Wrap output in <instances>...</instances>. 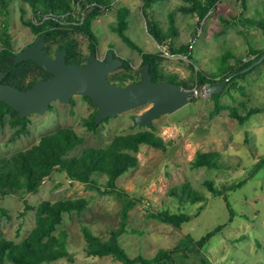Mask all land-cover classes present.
<instances>
[{"label":"rangeland","instance_id":"rangeland-1","mask_svg":"<svg viewBox=\"0 0 264 264\" xmlns=\"http://www.w3.org/2000/svg\"><path fill=\"white\" fill-rule=\"evenodd\" d=\"M184 4L190 5V2L160 0L151 10L165 29L169 27L171 12L176 18L177 35L169 38L166 45H161L148 30L143 0H115L110 10L93 21V30L98 38L95 52L100 58H105L110 50H114L130 62L131 68H141L142 53L131 48L115 29L118 11L123 7L129 10L127 33L146 51L162 54V68L169 77L174 74L181 80L195 81L197 69L218 73L220 56L224 51L235 53L230 60L235 63L239 58L249 60L254 57L251 49L264 48L262 28L245 20L260 18L264 14V0H247L245 6L242 0H220L205 17V22L192 12L183 11ZM21 6L19 0H12L10 13H0V30L5 22L9 24L14 53H19L38 38L37 33L23 20ZM31 16V9L27 6L24 17ZM235 20L238 25H226V22ZM201 26L203 29L199 31ZM72 35L81 52L90 55L89 36L80 31H74ZM52 41L55 51L56 42ZM171 44H190L192 55L172 52L169 48ZM124 70L126 68L120 67L110 76ZM176 80L172 76V81ZM195 88L199 92L192 95L187 104L154 121L156 132L166 140L167 147L141 145L136 153L138 165L118 178L119 186L139 200L131 210L129 229L120 235V242L131 256L142 253L152 257L160 248L175 247L187 241L189 236L200 240L209 231L227 223L201 249L192 250L186 246L185 254H177V262L264 264V111L253 114L241 124L224 108L228 104L239 105L245 100L248 101V109L264 108V62L246 76L238 77L228 84L225 92L223 89V110L220 113H215L212 94L202 91L204 87ZM150 105L110 116L100 122L96 130L88 129L84 123L95 106L82 94L74 95L67 103L54 100L44 113L26 116L29 133L22 132V125L11 124L12 114H9L6 123L0 124V157L25 149L42 136L66 126L74 128L85 137L84 143L73 153H80L89 146L105 147L117 134L148 127L136 125L133 116L145 112ZM241 112L247 113V109ZM198 151L222 152L221 164L217 167H192L191 161ZM93 177L100 179L103 184L107 181L104 174L95 173ZM207 180L213 181L218 188L233 185L224 191L237 212L232 221H229L231 215L224 194L215 195L209 189ZM242 181L243 184L237 185ZM183 182H190L205 199L182 207L170 189ZM69 197H84L88 200L83 211L65 213L63 224L59 227L69 232L70 258L43 264H126L111 255H88L87 239L83 232V226L86 225L95 233L109 237L113 230L122 225L123 197L117 193H101L82 181H72L61 170L55 171L45 180L37 192H30L24 197L10 194L0 199V237L7 236L21 241L35 226V212L24 211L25 199L38 204L46 199L54 201ZM148 207L154 210L169 208L174 212L184 211L191 214V219L178 226L152 217Z\"/></svg>","mask_w":264,"mask_h":264},{"label":"trees","instance_id":"trees-1","mask_svg":"<svg viewBox=\"0 0 264 264\" xmlns=\"http://www.w3.org/2000/svg\"><path fill=\"white\" fill-rule=\"evenodd\" d=\"M22 4V17L26 24L30 25L38 36L45 35L46 39L52 44L46 47L48 51H54L56 47H65L68 49V61L85 62L87 55L81 53L76 45L72 32L80 31L85 33L91 39V52H95L98 46L97 34L93 30V21L99 18L105 11L110 10L115 0H19ZM160 0H143L144 15L147 19L148 30L153 37L161 44L166 45L169 38L177 35L176 18L173 12L169 15V27L163 28L154 15L151 13L154 5ZM190 5L184 4L182 10L192 12L204 19L208 13L213 10L220 0H186ZM244 6L247 0H242ZM12 0H0V13L8 14L11 10ZM30 7L32 16L25 18L26 7ZM129 10L126 7L118 11V20L115 26L119 35L134 49L140 51L143 55V63L140 69L131 68L130 62L125 60L121 67L126 68L122 73L112 75V79L121 85H126L142 79V69L146 63L150 64V71L154 80H172L176 77L186 88H203L210 84H217L235 73L249 66L264 53L262 49H251L254 57L249 60L239 58L235 63L231 58L235 55L232 51H224L220 56L218 73H208L202 69L196 71L195 81L181 80L178 76L172 74L170 77L163 71L162 54L146 51L140 47L132 37L127 33L129 27ZM254 24H258L264 32V14L260 18H245ZM238 25V21L226 22V25ZM9 24L5 22L3 29L0 30V66L8 70L9 74L6 82L17 85L23 89L30 88L38 79L49 78L53 74L40 66L35 60H25L15 63L11 57L12 50L11 35L9 33ZM77 47V48H76ZM170 50L174 53H183L191 56L192 49L190 44L170 45ZM264 62V61H263ZM256 67V66H255ZM254 67V68H255ZM194 68V66H193ZM253 68V69H254ZM253 69L242 74L235 75L224 87V92L228 84L232 83L238 77L246 76ZM215 113H220L222 94H212ZM95 106V110L89 117L84 119L88 129L96 130L99 127L97 122L98 107L93 103V99L85 95ZM229 110L232 117L236 118L241 124H244L249 118L260 111L262 107H251L248 109V101H242L239 105L228 104L224 107ZM247 109V113H242ZM12 114L10 123L13 125H22L24 133H29L27 127L28 117H21L20 113L5 101L0 102V124L6 123L7 116ZM156 125L146 128H140L136 131L120 133L114 136L112 141L105 147L89 146L80 153H73L78 146L85 141V137L72 127H61L55 132L42 136L31 146L18 150L11 155L0 157V199L6 195L14 194L24 197L30 192H37L43 182L50 178L57 171H65L72 181H82L96 188L101 193H117L123 197L124 205L122 211V225L113 230L109 237H103L95 233L89 226H83V232L87 239L86 251L90 256L111 255L114 259L120 260L126 264H179L177 254L186 253L187 249H201L213 236L220 232L226 225L222 224L209 231L200 240L188 237L187 241L181 242L172 248H160L157 253L148 257L141 254L131 256L120 242V235L129 229L128 219L131 210L137 205L139 200L128 193L118 184V178L130 168L138 165L139 158L136 154L143 144L153 147L166 148V140L156 132ZM220 151H198L195 158L191 161L192 167H217L221 164ZM95 173L107 176V181L103 184L100 179L93 177ZM208 187L215 195H223L224 191L233 185L218 188L213 181L207 180ZM243 184V181L237 185ZM170 192L182 204V207L188 204L194 205L203 201L205 197L195 190L190 182L177 184L170 189ZM225 202L230 210V220L237 215L229 198L224 194ZM88 205V200L80 198H62L58 200H43L38 204H32L25 199V212L34 211L36 224L26 237L21 241H16L7 236L0 237V264L8 262L14 264H43L45 262L57 261L66 257L70 258L68 250L69 232L66 228H60L63 224L65 213L74 211L81 212ZM149 214L159 220L170 222L175 225H182L191 219V214L184 211L174 212L169 208L152 209L147 208ZM4 210V209H3ZM186 246L187 249H186Z\"/></svg>","mask_w":264,"mask_h":264},{"label":"water","instance_id":"water-1","mask_svg":"<svg viewBox=\"0 0 264 264\" xmlns=\"http://www.w3.org/2000/svg\"><path fill=\"white\" fill-rule=\"evenodd\" d=\"M46 36L41 35L18 54H11L15 63L35 60L53 76L38 79L30 88L23 89L6 82L9 74L0 66V102L5 101L26 117L32 113H44L54 100L67 103L76 94L88 95L98 107L97 122L118 115L124 111L151 104L143 113L133 116L138 126L151 127L155 119L172 113L190 101L199 92L196 88H186L172 80L156 81L146 63L142 69V79L121 85L109 75L125 64L126 58L116 56L111 50L105 60L92 53L87 62H68L66 48L60 49L56 56L45 51ZM264 61V53L249 66L232 73L217 84L205 86L202 91L221 94L226 84L237 74L253 69Z\"/></svg>","mask_w":264,"mask_h":264},{"label":"flooded vegetation","instance_id":"flooded-vegetation-1","mask_svg":"<svg viewBox=\"0 0 264 264\" xmlns=\"http://www.w3.org/2000/svg\"><path fill=\"white\" fill-rule=\"evenodd\" d=\"M39 37H40V36H38V38H39ZM38 38H37V39H38ZM47 41L49 42V44H47ZM50 42H51V41H49V40L46 39V41H45V48H44V49H45V51H46L47 54H49V55H51V56H53V57L56 56V54L58 53V51H59L60 49L65 48V47H61V48H57L55 51H48V50H46V47H48V46L50 45ZM33 43H34V42H33ZM73 44L76 45V46L78 47V45L76 44L75 40H74V43H73ZM29 45H30V44H29ZM77 47H76V48H77ZM66 49H67V48H66ZM78 49H79V51L81 52V50H80L79 47H78ZM67 50H68V49H67ZM110 51H111V50H110ZM110 51H109V52H110ZM81 53H82V52H81ZM92 53H94V52H91L90 55H91ZM96 53H97V52H96ZM97 54H98V53H97ZM90 55H87L88 57L86 58L85 62H87V60H88V58H89ZM107 56H108V54H107ZM107 56H106L105 58H100L99 55H98V58L101 59V60H105V59L107 58ZM116 56H119V55H117V53H116ZM67 60H68V54H67ZM68 62H72V61H68ZM85 62H80V63H85ZM52 76H53V75H52ZM52 76H51V77H52ZM109 76H110V75H109ZM110 77H111V76H110ZM49 78H50V77H49ZM72 98H73V97H72Z\"/></svg>","mask_w":264,"mask_h":264},{"label":"built area","instance_id":"built-area-1","mask_svg":"<svg viewBox=\"0 0 264 264\" xmlns=\"http://www.w3.org/2000/svg\"><path fill=\"white\" fill-rule=\"evenodd\" d=\"M213 10H211L210 12H209V14L212 12ZM208 16V15H207ZM204 22L206 21V18H204V19H202ZM203 28H202V26H201V28L199 29V31L200 30H202Z\"/></svg>","mask_w":264,"mask_h":264}]
</instances>
